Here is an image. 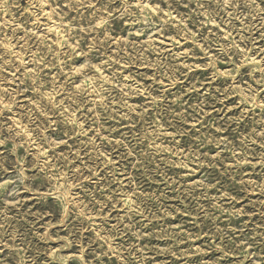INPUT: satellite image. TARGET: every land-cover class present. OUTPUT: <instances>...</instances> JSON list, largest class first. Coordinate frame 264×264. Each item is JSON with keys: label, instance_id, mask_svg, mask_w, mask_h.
Segmentation results:
<instances>
[{"label": "rangeland", "instance_id": "rangeland-1", "mask_svg": "<svg viewBox=\"0 0 264 264\" xmlns=\"http://www.w3.org/2000/svg\"><path fill=\"white\" fill-rule=\"evenodd\" d=\"M0 264H264V0H0Z\"/></svg>", "mask_w": 264, "mask_h": 264}]
</instances>
